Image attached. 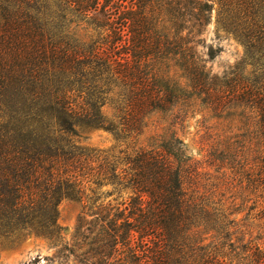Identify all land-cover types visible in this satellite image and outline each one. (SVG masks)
Instances as JSON below:
<instances>
[{
	"label": "trees",
	"instance_id": "1",
	"mask_svg": "<svg viewBox=\"0 0 264 264\" xmlns=\"http://www.w3.org/2000/svg\"><path fill=\"white\" fill-rule=\"evenodd\" d=\"M218 2L216 32L244 51L214 71L210 0H0V245L57 237L71 200L79 264H264V0ZM190 111L216 118L202 125L215 174L177 131ZM151 126L119 155L77 140L136 143Z\"/></svg>",
	"mask_w": 264,
	"mask_h": 264
},
{
	"label": "rangeland",
	"instance_id": "2",
	"mask_svg": "<svg viewBox=\"0 0 264 264\" xmlns=\"http://www.w3.org/2000/svg\"><path fill=\"white\" fill-rule=\"evenodd\" d=\"M210 1L212 2L213 11L211 23L208 25L207 39L214 46H220L222 49L211 63L214 71H220L223 67L239 59L243 54L244 47L231 33L221 30L216 32L219 2L218 0ZM73 31L82 40L88 39L92 33V29L83 22L75 26ZM193 113L190 111L187 114L182 125L177 126V131L183 139L187 155L198 163L200 170L204 173L215 174L214 168L208 166L205 161L208 141L205 139L206 136L203 137L204 128H202V125L213 124L216 118H212L211 113L204 114V111ZM224 123L228 129L242 125L239 116L236 114L227 117ZM153 130L154 127L151 126L148 135L141 136L136 143L130 142L129 139H116L110 132L100 129L82 133L77 137V140L90 148L119 155L120 151L131 150L152 143L149 136L154 133ZM249 205H251V200L247 202V207ZM246 211L247 209L241 212L240 217L244 216ZM82 215V204L80 202L62 200L58 205L59 235L54 238H46L30 233L19 241H2L0 245V264H79L73 253L65 250L64 246L68 244L75 255L80 252L78 247L82 245V238L76 235V231ZM247 222L252 224L253 235H256L259 221L249 219ZM36 258H39L38 261L35 260Z\"/></svg>",
	"mask_w": 264,
	"mask_h": 264
}]
</instances>
